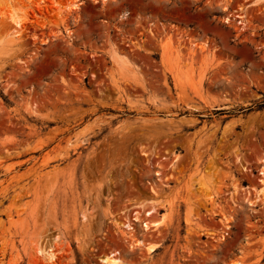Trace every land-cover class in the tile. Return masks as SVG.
<instances>
[{"label":"rangeland","instance_id":"1","mask_svg":"<svg viewBox=\"0 0 264 264\" xmlns=\"http://www.w3.org/2000/svg\"><path fill=\"white\" fill-rule=\"evenodd\" d=\"M30 1L0 0V264H264V0H80L9 45Z\"/></svg>","mask_w":264,"mask_h":264},{"label":"bare ground","instance_id":"2","mask_svg":"<svg viewBox=\"0 0 264 264\" xmlns=\"http://www.w3.org/2000/svg\"><path fill=\"white\" fill-rule=\"evenodd\" d=\"M77 1H80V0H70V2L67 3L66 6L62 5L64 7V9L66 8L65 10H62V8H60V9L54 8V6L59 5L58 4L59 0H31L30 1V7H28L29 11L26 12V14H25V16L23 18H16V17H12V16L9 18V22L11 23L12 26H14V28L12 29V26H8L6 30L7 31H11L12 36L13 35L15 36V37H12L9 40V45L10 44L13 45V44L21 43L22 42L21 38L23 36H27L29 38L30 32L32 30H36L37 27L44 26V25L48 24V22H50V20L52 18L56 17V16H62L63 17V20H62L63 21V26L66 29V31H68V35H69L70 31L68 30L67 20H68L69 15L72 14V12H73L72 7H75V8L78 7ZM101 1H106V0H101ZM33 6H35L36 9H34ZM55 9H56V11H55ZM224 10H226V9H224ZM38 14H40L41 17H39ZM235 18L242 19V17L239 16V15H237ZM225 21L227 23L230 22L229 19H226ZM239 24L242 25V22H240ZM64 50H66V49H64ZM32 53H33V56L30 58V60L27 61V62H24V64H23L24 66L19 68L20 71L22 72V75L19 74V75H21L19 77H20V80H23V81L18 80V81L21 82V85L16 90H14L15 93L18 96L20 95V91L22 90V88H26V86H29V85L33 84L31 82L29 83V82L24 81L25 73H27V72L29 73L30 71H32L33 64L36 61V55H37L36 50H34ZM15 77H16V75H15ZM22 92H23V90H22ZM27 110L29 111V109H27ZM263 164H264V159H261V162L259 164L260 165L259 173L261 175H264L263 174V169H264ZM260 182L263 183V181H260ZM238 189H239V187H238ZM152 191H153L152 193L154 195H156V196L158 195L157 192L153 188H152ZM236 191H238V190H236ZM261 197L262 198L264 197V183L262 184V189L257 190L255 198L260 200ZM149 210H150V212L146 214L149 217L153 216V214H157V209L155 207H150ZM134 221L138 222V219L135 218ZM161 222H162V219H159L158 222H155V220L153 221L151 219L148 222H144V223L142 222L143 226H141V228L143 230V233L152 232L153 229L157 228L161 224ZM119 225H120L119 226L120 228H122V229L126 228L127 230H133L134 227H135L134 222H131L130 225H125V223L124 224H119ZM125 232L126 231H124V233ZM129 234H131V233H129ZM130 237H132L131 239H133V242L135 243V246H137V244L140 245V244L144 243L143 241H140V239L138 240V238H134V234L131 235ZM147 251L149 253H153L155 251V248L154 247H149L147 249ZM48 257H49L50 263L54 261L53 260L54 259V255L52 253L49 254ZM101 262L103 264H124L123 261L121 259L117 258L116 255L113 254V253H109L107 256L103 257Z\"/></svg>","mask_w":264,"mask_h":264}]
</instances>
